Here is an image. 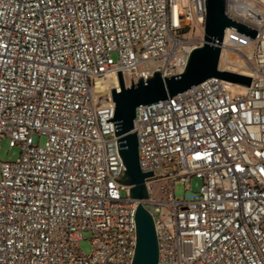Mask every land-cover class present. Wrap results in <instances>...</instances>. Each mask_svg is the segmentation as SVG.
Here are the masks:
<instances>
[{"label":"built area","instance_id":"built-area-1","mask_svg":"<svg viewBox=\"0 0 264 264\" xmlns=\"http://www.w3.org/2000/svg\"><path fill=\"white\" fill-rule=\"evenodd\" d=\"M206 2L0 0V144L20 150L0 161V264H133L140 204L159 264H264V0H229L257 35L228 28L221 45L220 70L250 88L211 79L137 109L149 200L116 182L115 105L93 95L105 76L120 92L118 73L126 89L181 75L204 44ZM194 179L198 193L178 200L174 185Z\"/></svg>","mask_w":264,"mask_h":264},{"label":"water","instance_id":"water-1","mask_svg":"<svg viewBox=\"0 0 264 264\" xmlns=\"http://www.w3.org/2000/svg\"><path fill=\"white\" fill-rule=\"evenodd\" d=\"M229 0H207L204 44L194 48L188 57L181 75L163 79L160 73L144 82L138 81L126 89L118 73L120 92L111 93L115 105L114 118L106 120L114 124L115 137L118 141V153L125 167L124 177L116 182L131 186V200H149L146 180L154 177L144 173L140 167L139 143L134 133V122L139 107L171 101L174 97L187 92L211 79H219L250 88L252 79L220 70L221 45L226 30L232 29L249 38L255 39L257 32L237 24L228 16ZM137 246L133 264H159V247L154 221L150 213L140 204L136 213Z\"/></svg>","mask_w":264,"mask_h":264},{"label":"rangeland","instance_id":"rangeland-1","mask_svg":"<svg viewBox=\"0 0 264 264\" xmlns=\"http://www.w3.org/2000/svg\"><path fill=\"white\" fill-rule=\"evenodd\" d=\"M116 58V57H115ZM46 143V138L42 137L40 145L43 146ZM20 157V150L18 148H11L7 139L3 140L0 144V161L1 162H14ZM164 185V184H163ZM161 184L153 185V194L158 195L160 193ZM201 187V182L194 179L190 184H184L177 182L174 185L175 197L178 200L189 199L193 194L198 193ZM125 196V193H123ZM92 235L88 232L83 234V241L80 243V251L84 256L92 254Z\"/></svg>","mask_w":264,"mask_h":264},{"label":"bare ground","instance_id":"bare-ground-1","mask_svg":"<svg viewBox=\"0 0 264 264\" xmlns=\"http://www.w3.org/2000/svg\"><path fill=\"white\" fill-rule=\"evenodd\" d=\"M226 61L227 60H224L223 63ZM234 69L235 68L231 66H228L226 68L227 71H231V72H234L235 71ZM114 89H117V82L111 76H105L96 81V85L93 90V95L99 107L109 104L111 105L113 103L111 98V93Z\"/></svg>","mask_w":264,"mask_h":264}]
</instances>
